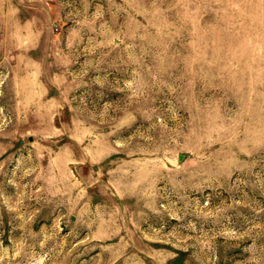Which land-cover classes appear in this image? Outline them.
<instances>
[{
    "label": "rangeland",
    "instance_id": "obj_1",
    "mask_svg": "<svg viewBox=\"0 0 264 264\" xmlns=\"http://www.w3.org/2000/svg\"><path fill=\"white\" fill-rule=\"evenodd\" d=\"M0 264H264V0H0Z\"/></svg>",
    "mask_w": 264,
    "mask_h": 264
}]
</instances>
